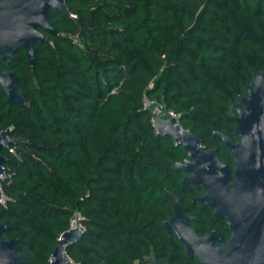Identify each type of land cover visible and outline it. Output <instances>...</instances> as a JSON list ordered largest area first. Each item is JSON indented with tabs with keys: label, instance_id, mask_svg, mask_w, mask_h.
Returning a JSON list of instances; mask_svg holds the SVG:
<instances>
[{
	"label": "trees",
	"instance_id": "16d2710c",
	"mask_svg": "<svg viewBox=\"0 0 264 264\" xmlns=\"http://www.w3.org/2000/svg\"><path fill=\"white\" fill-rule=\"evenodd\" d=\"M58 35L33 44L36 61L14 53L26 104L0 90V131L20 141L6 156L9 200L4 239L23 264H47L61 233L79 217L82 236L66 247L75 264H198L162 226L180 195L185 156L158 134L141 97L158 99L178 124L231 161L218 130L232 135L230 104L264 69V0H65ZM71 34V37L67 35ZM0 68L6 70L5 64ZM236 140L237 137L234 136ZM190 199L185 211L193 209ZM197 232L226 224L207 214Z\"/></svg>",
	"mask_w": 264,
	"mask_h": 264
},
{
	"label": "water",
	"instance_id": "95a60500",
	"mask_svg": "<svg viewBox=\"0 0 264 264\" xmlns=\"http://www.w3.org/2000/svg\"><path fill=\"white\" fill-rule=\"evenodd\" d=\"M52 11L70 14L65 0H0V63L7 67L0 68V90L6 94L8 106L26 104L23 93L18 92L22 77L13 69L14 53L24 50L33 68V44L58 35L51 23ZM237 100L230 104L229 118L235 122L232 135L218 130L213 123V135L224 143L231 162L221 161L215 149H205L200 138L181 127L175 117L156 116L154 121L158 134L173 139L185 151L186 156L173 165L184 172L180 191L188 185L202 188L205 192L192 200L201 208L213 209L214 220H227L230 235L224 244L216 230L199 236L190 225L194 217L185 214L179 198L174 196L172 213L162 226L169 238L173 234L177 237L186 255L195 257L198 264H264V69L254 70L251 81L245 83V93ZM19 145L10 127L0 131V149L8 151ZM6 169V156L0 153L4 183L9 180ZM4 228L0 222V264H23L15 252L17 239L1 237ZM82 233L79 221L63 231L47 264H72L65 250ZM149 264L164 263L152 255Z\"/></svg>",
	"mask_w": 264,
	"mask_h": 264
},
{
	"label": "built area",
	"instance_id": "2783aa9c",
	"mask_svg": "<svg viewBox=\"0 0 264 264\" xmlns=\"http://www.w3.org/2000/svg\"><path fill=\"white\" fill-rule=\"evenodd\" d=\"M70 17L76 18V15L70 13ZM69 37H71L70 33H67ZM141 108L147 110L150 114V122L154 126V121L158 117L164 118L166 116L178 118V115L171 109H166L165 106L156 98L150 97L147 94H143L141 97ZM156 130V129H155ZM9 152H14L13 148L8 150ZM2 178L0 177V206L6 207L8 204L9 197L5 192L2 185ZM72 264H75L72 260H70Z\"/></svg>",
	"mask_w": 264,
	"mask_h": 264
},
{
	"label": "flooded vegetation",
	"instance_id": "af4514ba",
	"mask_svg": "<svg viewBox=\"0 0 264 264\" xmlns=\"http://www.w3.org/2000/svg\"><path fill=\"white\" fill-rule=\"evenodd\" d=\"M236 137V136H235ZM234 138V137H233ZM235 140V139H234ZM238 140V137H237V139H236V141ZM176 144V143H175ZM202 145V144H201ZM206 149V148H205ZM185 156H186V154H185ZM184 156V157H185ZM181 161V160H180ZM222 161V160H221ZM229 162H231V161H229ZM183 174H184V172H182V176H183ZM182 176H181V178H182ZM181 178H180V180H181ZM178 190H179V192L181 193L180 195H176L175 193H170L171 194V197H172V199H173V203H174V196L175 197H178L179 198V200H180V202H181V204H182V206H183V208H184V212H185V214L186 215H189V216H193L194 218L191 220V223H190V225H191V227H193V228H195L196 229V231H197V227L193 224L194 223V221H196V218L197 219H201V215H197V214H195V213H190L192 210H194V211H200V212H204L205 211V213L207 214V212H208V210H210L211 211V217H212V213H213V209H210V208H208V207H202L201 208V206L199 205V203L197 202V201H193L192 200V197L193 196H198V195H201V194H203L205 191L202 189V188H198V187H196L195 185H188V187H187V189H185L184 191H180V183H179V188H178ZM188 199H190L191 200V202L192 203H194L193 204V209L192 208H190V212L188 211V213L185 211L186 209V207H185V205H184V203L186 202V201H188ZM173 203H172V206H173ZM172 213V212H171ZM213 218V217H212ZM216 222H218V221H220V222H222V223H225L226 224V230H227V220L226 219H219V220H215ZM211 230H216L218 233H219V238H220V242H221V237H220V232H219V230H217V229H210V230H207V231H204V232H202V233H199V232H197L198 233V235L199 236H201V235H203L204 233H206V232H208V231H211ZM228 231V230H227ZM229 232V231H228ZM229 235H230V232H229ZM228 239V238H227ZM227 241V240H226ZM222 244H224L223 242H221Z\"/></svg>",
	"mask_w": 264,
	"mask_h": 264
},
{
	"label": "rangeland",
	"instance_id": "374dc122",
	"mask_svg": "<svg viewBox=\"0 0 264 264\" xmlns=\"http://www.w3.org/2000/svg\"><path fill=\"white\" fill-rule=\"evenodd\" d=\"M8 175V174H7ZM9 177V176H8ZM77 221H79V217L78 216H76L74 219H72V221H71V225L72 226H74V224L77 222ZM151 259V258H150Z\"/></svg>",
	"mask_w": 264,
	"mask_h": 264
}]
</instances>
